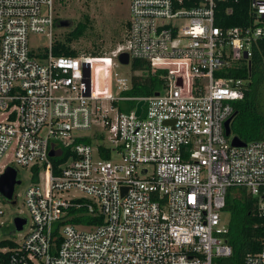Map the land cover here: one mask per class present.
<instances>
[{
	"label": "built area",
	"instance_id": "obj_1",
	"mask_svg": "<svg viewBox=\"0 0 264 264\" xmlns=\"http://www.w3.org/2000/svg\"><path fill=\"white\" fill-rule=\"evenodd\" d=\"M56 1L0 0V174L38 170L18 232L0 193V241L13 242L0 253L7 264H220L231 254L220 224L230 187L254 198L264 229V139L235 146L224 128L244 85L227 73L264 41V0H249L248 22L235 25L216 23L227 0H129L123 43L74 56L52 53ZM30 33L48 38L43 51ZM122 52L166 71L157 93L123 94ZM70 208L102 222H64ZM243 264H264V236Z\"/></svg>",
	"mask_w": 264,
	"mask_h": 264
},
{
	"label": "trees",
	"instance_id": "obj_2",
	"mask_svg": "<svg viewBox=\"0 0 264 264\" xmlns=\"http://www.w3.org/2000/svg\"><path fill=\"white\" fill-rule=\"evenodd\" d=\"M249 0H227L219 4L216 14V23L219 25L245 24L248 22ZM232 7L228 13L227 7ZM59 19L55 18V25ZM127 25V24H126ZM91 27L87 14L77 20L73 27L67 31L62 39H54L52 53L54 55L74 56L78 51L71 47V43L82 37ZM99 51H94L96 55ZM132 71H143L145 74L130 76L131 86L123 94L127 96H148L158 91L164 82V69H152L151 66L140 59L130 62ZM227 75H233L244 79L243 97L233 101L234 116L230 122V135L236 136L244 142L264 139V41L253 47L248 60H243L237 68L228 71ZM133 101L118 105L122 110L133 107ZM122 106V108H121ZM89 142L90 139H84ZM64 152V151H63ZM103 157H109L103 153ZM66 158V152L62 157H52L51 161L56 166ZM33 180L37 179V169L33 167ZM255 200L243 187H230L225 196L222 209L229 213L227 230L224 234L225 241L231 246V254L220 260V264H243L246 253L258 249L264 236V229L256 226L259 218L254 212ZM69 214L73 216L64 221L71 223L95 224L101 223L100 216L92 217L84 208H70ZM75 213V214H74ZM11 247L13 242L9 239L0 241V247ZM8 253H0V264H7Z\"/></svg>",
	"mask_w": 264,
	"mask_h": 264
},
{
	"label": "rangeland",
	"instance_id": "obj_3",
	"mask_svg": "<svg viewBox=\"0 0 264 264\" xmlns=\"http://www.w3.org/2000/svg\"><path fill=\"white\" fill-rule=\"evenodd\" d=\"M128 2L129 0H57L55 2L56 18L67 20L70 24L66 26L54 25L53 39H62L63 35L73 27L74 23L81 19L83 14H87L91 27L82 37L73 41L71 46L78 53L93 54L94 51L108 53L122 44L125 39ZM48 42L49 40L44 34L30 33L28 35L29 48L34 52L43 51ZM114 72L126 77L131 76L132 73L145 74L143 71L133 72L130 62L114 68ZM121 103L123 104V102H119L118 105H121ZM122 110L124 109L122 108ZM91 132L92 129L82 131L85 135H90ZM113 158H117V155H114ZM16 169L21 182L15 186V203L11 204L7 201L2 203L5 218L8 219L10 225L12 217L16 214L28 217V211L23 205V193L32 183L28 168L18 166ZM228 217L229 213L221 209L220 224L222 227L227 226ZM27 228L28 226L23 231L15 233L16 238H20Z\"/></svg>",
	"mask_w": 264,
	"mask_h": 264
},
{
	"label": "water",
	"instance_id": "obj_4",
	"mask_svg": "<svg viewBox=\"0 0 264 264\" xmlns=\"http://www.w3.org/2000/svg\"><path fill=\"white\" fill-rule=\"evenodd\" d=\"M68 21L67 20H60L58 25L59 26H66L68 25ZM119 62L121 64H127L129 63V58H128V54L126 52H122L119 54L118 56ZM157 93V92H156ZM143 104V100H139L136 102L135 104V114L138 115L140 113L141 110V105ZM234 113H232V115L227 118L224 122V128H225V134L227 136L230 135V122L234 116ZM231 144L235 145V146H242L245 144L244 141L240 140L239 138H237L236 136H232L231 137ZM60 154V150H53L51 149L49 151V155L50 156H55V155H59ZM20 179L17 177V171L15 168L8 166L5 168V170L0 174V193L1 195L7 200L9 201L11 204L15 203V200H13V191L16 185L20 184ZM26 222V218L22 217V216H14L12 218V226H13V231L14 232H18L22 229L23 225Z\"/></svg>",
	"mask_w": 264,
	"mask_h": 264
},
{
	"label": "flooded vegetation",
	"instance_id": "obj_5",
	"mask_svg": "<svg viewBox=\"0 0 264 264\" xmlns=\"http://www.w3.org/2000/svg\"><path fill=\"white\" fill-rule=\"evenodd\" d=\"M59 21H60V19H59ZM59 21H58V23H59ZM70 24V22L68 23V25Z\"/></svg>",
	"mask_w": 264,
	"mask_h": 264
}]
</instances>
